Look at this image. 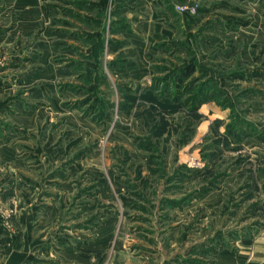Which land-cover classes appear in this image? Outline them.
<instances>
[{
    "label": "rangeland",
    "instance_id": "rangeland-1",
    "mask_svg": "<svg viewBox=\"0 0 264 264\" xmlns=\"http://www.w3.org/2000/svg\"><path fill=\"white\" fill-rule=\"evenodd\" d=\"M10 249L264 264V0H0Z\"/></svg>",
    "mask_w": 264,
    "mask_h": 264
},
{
    "label": "crops",
    "instance_id": "crops-1",
    "mask_svg": "<svg viewBox=\"0 0 264 264\" xmlns=\"http://www.w3.org/2000/svg\"><path fill=\"white\" fill-rule=\"evenodd\" d=\"M11 250V249H10ZM15 251H12L11 250V254H16V252H17V249H14ZM21 259V258H20ZM18 261H19V259H17V257L14 255V257H9V258H7V260H6V262H5V264H18Z\"/></svg>",
    "mask_w": 264,
    "mask_h": 264
},
{
    "label": "built area",
    "instance_id": "built-area-1",
    "mask_svg": "<svg viewBox=\"0 0 264 264\" xmlns=\"http://www.w3.org/2000/svg\"><path fill=\"white\" fill-rule=\"evenodd\" d=\"M181 9H185L186 7L185 6H182V7H180Z\"/></svg>",
    "mask_w": 264,
    "mask_h": 264
}]
</instances>
